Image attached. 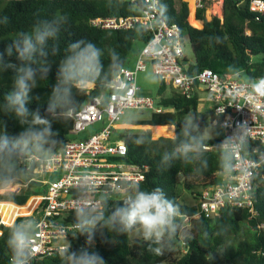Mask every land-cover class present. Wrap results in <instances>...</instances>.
<instances>
[{
  "label": "trees",
  "instance_id": "16d2710c",
  "mask_svg": "<svg viewBox=\"0 0 264 264\" xmlns=\"http://www.w3.org/2000/svg\"><path fill=\"white\" fill-rule=\"evenodd\" d=\"M136 12L132 5L117 1L0 0V15H8L12 20L9 28L0 29V49L9 42L16 31L30 27L37 18V13L39 18L49 19L54 15H67L68 22L63 25L61 31V46L71 41L85 39L94 42L104 53L105 72L95 85H88L86 91L77 95L78 105L76 110L72 111L76 112L83 104L106 89V84L116 72L109 71L112 54H116L113 63L119 69L126 65L128 53L134 42L145 43L149 38L145 31L138 28L103 30L91 27L90 18L125 16ZM158 14L163 20L174 23L182 33L186 34L193 56L188 66V73L208 68L220 75L238 74L240 78L250 82L264 78V11L249 12L248 0H222V18L212 17L209 21L204 17V10L196 12V20L192 13L188 17L187 3L182 0H159ZM189 18H193L196 25L200 24L198 22L200 21L202 27L197 29L190 26ZM51 59L53 68L49 79L41 81L32 93L33 97L39 99H33L30 107L39 108L41 112H44L48 93L55 83V64L58 57ZM9 87V78L6 75L0 76V98ZM166 88L160 82L157 105L164 108L163 112L158 114L151 112L147 119H137L129 123L153 126L150 127V133L125 131L119 141L126 146V156L121 160L146 169L145 179L137 184L143 188L157 186L163 188L177 205L181 213L177 220L180 229L184 217H191L197 213L196 200L201 189L207 185L221 183L222 178L219 179L218 173L223 170L220 166L221 152L213 149L204 150L199 159L189 163L175 159L170 167L166 169L161 167L162 155L172 152L179 142L177 134L185 119L192 116L197 123L201 120L196 94L187 98L169 87L167 95H164ZM66 113H59L53 119V126L58 133L57 143L51 146L50 152L37 154L38 156L43 157L55 152L63 145L72 126V120ZM0 118L6 121L7 131L10 134L14 135L20 131L15 119L3 116L2 113ZM212 120L213 116H210V122ZM171 125L174 126V137L159 138L173 136L172 127H169ZM150 134L156 140H153ZM138 139L144 142L138 143ZM202 140L205 147L217 143V139ZM20 168L22 169L21 166ZM22 174L23 169L18 176ZM253 181L252 198L255 215L249 214L246 209L229 207L222 208L216 217L200 215L196 220H191L189 233L182 236L184 251L179 257L175 256L176 252L173 250L163 256H155L147 251L144 241L129 242V235L105 234V231L101 230L97 231L90 248L104 258L105 264H264V163L259 168V176ZM129 184L132 183H124L122 189ZM7 188L17 187L11 184ZM182 190L194 197V205L179 203ZM122 194L123 191L120 195ZM118 196L108 199L109 209L117 206L122 200ZM31 198L27 200V195L14 193L0 194V204L24 206ZM71 220L76 222V214L71 215ZM18 222L19 219H16L14 223ZM9 231L10 226H4L0 218V264H9L10 252L7 248ZM179 231L174 239L180 238ZM81 239L86 240V237L82 235ZM75 241H78L75 237L69 239L72 248L79 249ZM32 264H62V261L57 253H52L42 258H33Z\"/></svg>",
  "mask_w": 264,
  "mask_h": 264
},
{
  "label": "built area",
  "instance_id": "2783aa9c",
  "mask_svg": "<svg viewBox=\"0 0 264 264\" xmlns=\"http://www.w3.org/2000/svg\"><path fill=\"white\" fill-rule=\"evenodd\" d=\"M101 1L127 3L137 12L125 16H96L89 20L91 27L103 30L138 28L149 38L137 53L134 67L122 66L110 79L113 84L119 82L120 88L130 85L126 101H107L109 95L115 101V95L111 93L113 85L108 82L104 91L76 112L66 113L72 126L59 150L43 157L28 156L20 165L23 174L16 180L21 177L26 180L14 183L17 188L13 193L18 195L31 183L42 190L31 215L24 216L30 218L37 229L34 259L58 254L59 248L73 237L78 239L75 241L78 248L90 247L92 244L87 245L86 240L81 239L82 235L74 227L76 222L71 220L76 208L85 200L99 205L105 198L120 195L124 183H140L145 179V168L121 160L126 156V146L120 141H112L111 136L125 110H150L156 114L164 111L152 98L140 95L136 86L137 73L144 71L147 65L166 87L187 98L202 92V101L211 104L213 120L210 123L219 130L220 136L216 144L206 146L204 150L221 152L220 145L226 137H232V143L238 145L235 171L219 172L221 183L202 188L196 200L197 213L184 217L182 223L191 226V220L200 215L216 217L225 207L246 209L255 215L253 180L259 176V168L264 163V93L255 95L251 89L255 81H246L238 74L220 75L208 68L188 73L190 62L183 53V34L174 23L159 16V0H152L154 10L150 12L145 11L146 0ZM210 1L191 0L195 19L196 12L204 10ZM248 10L263 12L264 0H248ZM157 48L160 52L156 51ZM256 91L259 93V89ZM200 98L198 96V102ZM95 124L100 125L95 133L81 139L70 138L83 134L87 127ZM85 182L91 185L90 189H85Z\"/></svg>",
  "mask_w": 264,
  "mask_h": 264
},
{
  "label": "clouds",
  "instance_id": "9594fccd",
  "mask_svg": "<svg viewBox=\"0 0 264 264\" xmlns=\"http://www.w3.org/2000/svg\"><path fill=\"white\" fill-rule=\"evenodd\" d=\"M150 12L152 0H146ZM161 7H164L161 5ZM68 22L67 15H54L52 18H37L27 29L18 30L0 49V76L10 80L9 89L0 98V113L17 121L20 131L10 134L7 124L0 118V187H8L15 182L20 165L28 156L50 152L57 143V130L53 119L62 112L75 111L78 105L77 95L95 85L105 72L103 51L97 45L85 39L71 41L61 46V31ZM8 15H0V29L11 26ZM160 52V49H156ZM116 54H112L109 71H118L114 66ZM52 57L56 61L55 83L48 93L44 112L30 107L33 91L41 81H47L53 68ZM112 84L109 103L126 101L128 87L120 88V83ZM252 92L259 96L264 93V78L251 84ZM259 89V93H257ZM223 114V113H222ZM200 125L195 117L189 116L182 123L177 134L179 142L170 153H164L160 160L163 169L171 166L172 161L180 159L189 163L199 159L204 152V143L199 135ZM197 133V134H194ZM138 143H143L138 139ZM220 166L225 173L235 171L236 149L232 137L221 142ZM206 163V161H204ZM86 190L91 188L86 182ZM122 200L109 209L108 198L99 205L89 204L86 200L75 210L74 227L86 237L91 245L98 230L105 234H135L147 245V251L155 256H163L171 251V241L176 237L179 226L180 210L163 188H143L133 183L121 189ZM18 223L10 225L7 248L10 252L9 264H32L35 255L36 225L30 218H18ZM62 264H105L104 258L90 247L73 249L71 242L58 250Z\"/></svg>",
  "mask_w": 264,
  "mask_h": 264
},
{
  "label": "rangeland",
  "instance_id": "374dc122",
  "mask_svg": "<svg viewBox=\"0 0 264 264\" xmlns=\"http://www.w3.org/2000/svg\"><path fill=\"white\" fill-rule=\"evenodd\" d=\"M3 1H5V0H3ZM182 1L187 3L188 17L190 15V13H192V16H193V6H192L191 0H182ZM219 4L222 5V0H212V1L208 2L207 6L204 9V17L207 21L211 20L212 17H217L219 19L222 18L221 7L219 6ZM192 19L193 18H189V22L191 23V25L189 24V22H188V24L190 26H192L193 28L200 29L201 25H202L201 22H199L200 24L196 25ZM187 21H188V18H187ZM182 34L184 37L183 53L185 55L186 60L188 62H192L193 56H192L190 43L187 40L186 34L185 33H182ZM142 46H143L142 42H140V41L134 42V44L132 45V47L128 53L127 63L125 65V67H127L129 69H132L134 67V64L136 61V55L140 51ZM159 84H160L159 79L153 75L149 65L146 66L144 71H140L137 73L136 86L139 88V94L143 95V96H149L156 103L159 100V95H158ZM168 88L169 87L166 88L164 95H167ZM198 96H199V98H200V96L202 97V92H199ZM198 106H199V111L201 112V120H200V122H198V124L200 125L198 134L201 135L202 139H218L220 136V132L216 127H214L210 123V119H209V114L211 112V104L206 102V101H202V99L200 98ZM150 114H151L150 110L128 109V110L124 111V114L121 116L119 123H126V124L128 123L129 124L132 121L137 120V119H147ZM123 126H125V127H123ZM99 127H100L99 124H95L94 126H89L86 128V130L83 134H80L79 136H72L70 138L81 139V138L87 136L88 134L95 133ZM150 127H153V126L132 125V124L122 125V126L120 125L117 127L116 130L113 131V135L111 136V140L114 142H118L120 140V137L122 136V134L125 133V131L129 132V133L148 131L150 133V131H151ZM154 127H156V126H154ZM169 127H172V126H169ZM171 132L173 134V127H172ZM172 134H171V136H172ZM150 136H151V134H150ZM151 138H152V136H151ZM159 138H171V137L162 136ZM152 139L156 140L154 138H152ZM220 178H221V176H219V179ZM25 180H26V177H21L20 180H15L14 183H21V182L23 183V182H25ZM0 189L2 190V191H0V194L13 193V189H10L7 187H0ZM41 191H42L41 188H39L35 184L31 183L30 185L27 186V188L21 189L19 191L20 193H18V195H27V200H28L30 197H33V196H41ZM123 196H124V194L118 196V198H123ZM26 201H25V203H26ZM179 203L185 204L187 206H192L195 204V199L187 191L182 190L181 197L179 199ZM23 217L24 216L17 217V218H23ZM0 218H1V223H3L4 226H9L8 224H6L4 222V219L2 216H0ZM190 227L191 226L189 224L182 223L180 225V229H179L180 230L179 231V237L180 238L172 240L173 244H171V250L176 252V255H175L176 257H179L184 251V247H183V243H182L181 238L184 234L189 233ZM134 240L138 241V242L143 241L139 236H137L135 234H129V242H132Z\"/></svg>",
  "mask_w": 264,
  "mask_h": 264
},
{
  "label": "bare ground",
  "instance_id": "6f19581e",
  "mask_svg": "<svg viewBox=\"0 0 264 264\" xmlns=\"http://www.w3.org/2000/svg\"><path fill=\"white\" fill-rule=\"evenodd\" d=\"M39 200L40 197H32L24 206H15L9 203H2L0 204V216H2L4 222L10 226L17 217L29 216L32 210L35 209Z\"/></svg>",
  "mask_w": 264,
  "mask_h": 264
},
{
  "label": "crops",
  "instance_id": "0c3cea01",
  "mask_svg": "<svg viewBox=\"0 0 264 264\" xmlns=\"http://www.w3.org/2000/svg\"><path fill=\"white\" fill-rule=\"evenodd\" d=\"M199 22H200V21H199ZM198 103H199V102H198ZM198 108H199V106H198ZM209 119H210V114H209ZM120 125L122 126V125H130V124H128V123H127V124H126V123H118V124L116 125V129H117V127L120 126ZM171 126H172V125H171ZM172 127H173V129H174V126H172ZM222 181H223V180H222ZM33 197H39V196H33Z\"/></svg>",
  "mask_w": 264,
  "mask_h": 264
},
{
  "label": "water",
  "instance_id": "95a60500",
  "mask_svg": "<svg viewBox=\"0 0 264 264\" xmlns=\"http://www.w3.org/2000/svg\"><path fill=\"white\" fill-rule=\"evenodd\" d=\"M201 27H202V25H201ZM174 134H175V133H174V129H173V136H172L171 138H173V137H174Z\"/></svg>",
  "mask_w": 264,
  "mask_h": 264
}]
</instances>
